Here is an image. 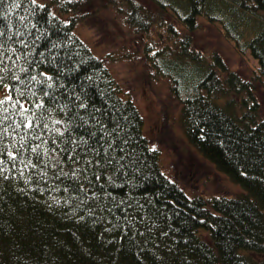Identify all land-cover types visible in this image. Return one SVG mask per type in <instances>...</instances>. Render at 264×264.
Wrapping results in <instances>:
<instances>
[{"label":"trees","instance_id":"obj_1","mask_svg":"<svg viewBox=\"0 0 264 264\" xmlns=\"http://www.w3.org/2000/svg\"><path fill=\"white\" fill-rule=\"evenodd\" d=\"M127 1L135 30H167L150 61L242 190L189 195L163 172L138 106L74 30L83 0H0V264H264V0ZM202 19L256 59L249 75L193 46Z\"/></svg>","mask_w":264,"mask_h":264},{"label":"rangeland","instance_id":"obj_2","mask_svg":"<svg viewBox=\"0 0 264 264\" xmlns=\"http://www.w3.org/2000/svg\"><path fill=\"white\" fill-rule=\"evenodd\" d=\"M83 1L78 12L90 13V16L78 21L74 30L109 66L122 87L123 96L128 95L138 106L143 116L142 131L150 144L160 151L163 172L189 195H230L242 190L239 183L217 169L215 163L189 139L181 118L182 103L173 93L170 79L159 74L150 61L153 48L149 46L157 47L168 41L165 27L150 24L149 32L135 30L119 12L120 8L130 9L127 0L120 4L112 0ZM135 2L151 13L157 7L152 0ZM135 8L134 15L142 24L146 13ZM164 17L165 21L169 20L168 14L165 13ZM176 26L178 32L182 30L179 24ZM191 34L196 49L207 55L218 52L229 67L243 76L249 75L256 66V59L247 51L241 52L218 24L202 19L200 27ZM255 94L264 117V89L261 85H257ZM8 95V87L0 89V99Z\"/></svg>","mask_w":264,"mask_h":264},{"label":"snow or ice","instance_id":"obj_3","mask_svg":"<svg viewBox=\"0 0 264 264\" xmlns=\"http://www.w3.org/2000/svg\"><path fill=\"white\" fill-rule=\"evenodd\" d=\"M33 3H35V0H33ZM3 33H0V35H2ZM0 63H2V61H0ZM0 79H2V78H0ZM11 97H9V99H10ZM4 102L5 101H3V100H0V105H2V104H4ZM39 107V106H38ZM29 127H31V124H29Z\"/></svg>","mask_w":264,"mask_h":264}]
</instances>
